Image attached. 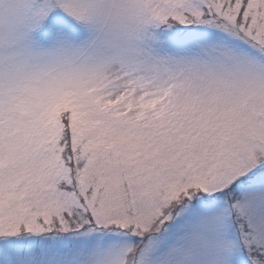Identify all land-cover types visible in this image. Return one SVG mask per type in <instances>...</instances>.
Here are the masks:
<instances>
[{
    "label": "snow or ice",
    "instance_id": "6c2138e0",
    "mask_svg": "<svg viewBox=\"0 0 264 264\" xmlns=\"http://www.w3.org/2000/svg\"><path fill=\"white\" fill-rule=\"evenodd\" d=\"M0 264H264V0H0Z\"/></svg>",
    "mask_w": 264,
    "mask_h": 264
}]
</instances>
